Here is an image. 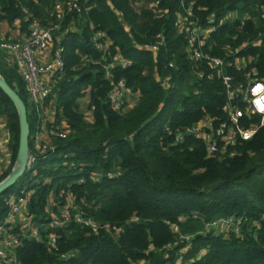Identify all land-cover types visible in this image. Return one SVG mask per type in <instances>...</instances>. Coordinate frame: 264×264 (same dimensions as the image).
<instances>
[{"label":"trees","instance_id":"1","mask_svg":"<svg viewBox=\"0 0 264 264\" xmlns=\"http://www.w3.org/2000/svg\"><path fill=\"white\" fill-rule=\"evenodd\" d=\"M57 1L0 0V23L13 27L18 22L27 36L33 19L42 25L55 21L51 11ZM80 2L82 11L67 15L54 35V51L64 48L65 67L46 102L53 100L55 111L46 127L65 122L69 134L52 138L55 151L37 156L32 169L0 196L2 223L7 198L22 189L33 192L29 215L43 227V240L23 237L16 249L20 263L177 264L181 253V264H264V127L249 141L228 146L226 153H208L196 137L177 140L178 131L207 117L226 118L219 69L188 59L185 33L176 22L177 12H184L182 0H162L156 7L151 0L139 5L132 0ZM184 6L191 7L189 21L203 29L215 27L201 38V48L224 60L221 75L244 86L246 73L253 71L264 82V0H184ZM229 14L236 17L228 19ZM100 32L105 37L98 38ZM160 40L157 52L147 49ZM105 41L109 47L101 50L99 43ZM5 60L0 51V74L27 107L32 152L44 115L34 111L24 80ZM112 64L107 79L104 67ZM121 80L138 97L131 108L126 110L129 103L117 111L109 93ZM87 94L89 109L94 108L89 121L79 103ZM0 114L7 119L13 153L10 166L0 164L1 182L14 167L20 139L17 110L1 89ZM230 150L236 152L233 157L227 155ZM112 172L119 174L106 176ZM71 198L86 216L117 226L119 233L102 229L95 234L77 223L46 229L50 212ZM229 217L241 219L238 233L206 229L207 223ZM50 233L58 237L56 250L47 245ZM181 235L190 237L189 244ZM65 254L71 257L63 259Z\"/></svg>","mask_w":264,"mask_h":264},{"label":"built area","instance_id":"2","mask_svg":"<svg viewBox=\"0 0 264 264\" xmlns=\"http://www.w3.org/2000/svg\"><path fill=\"white\" fill-rule=\"evenodd\" d=\"M136 5L142 4L146 0H132ZM162 0H151V7H156ZM181 8L184 12H177L176 22L181 31H184L187 42V53L190 61L196 62L203 60L212 69H219V74L222 78L223 85L226 90V102L221 107V111L225 114L224 120L207 117L200 122H197L183 131L177 132V140L181 141L183 136H192L202 139L206 143L207 151L210 154L226 153L228 146H235L238 142L249 141L257 130L264 127V82L255 78V72L246 73V84L233 85L231 77L221 75V68L224 60L219 57L204 53L202 46V37L208 35L215 30V27L210 26L201 28L197 22L189 21L193 16L191 7L185 8L184 0H182ZM82 5L80 0H58L51 11L53 20L48 25H42L37 19H33L30 25V33L26 38L21 40H9L0 38V51L7 55L10 65L17 69V72L25 82L26 89L29 94L30 102L34 111L40 116L43 113L44 118L38 127L37 132L32 138L33 151L29 154L27 169L30 170L34 166L37 156L46 155L49 152L55 151V146L52 143V138H66L69 134L67 124L52 125L46 127V123L54 122L55 111L52 108L53 100H50L52 89L55 86L56 77H60L64 72L63 47H58L54 51L55 33L60 30L65 17L73 12H81ZM122 17L123 14L119 13ZM209 24L213 23L210 18ZM99 37H105V34L98 33ZM161 39V35H157ZM162 43L160 40L153 46H148L147 49L152 52L158 51V46ZM109 46V41L100 44V49L105 50ZM236 53L238 50L235 51ZM51 56V61L40 62L38 55ZM124 66H130V61H120ZM112 65L105 66L106 78H111ZM237 69H242L240 64ZM132 93L133 90L128 88L125 81L117 82L112 91L109 93V100L114 110L120 111L125 106V95ZM237 102L243 104V109L238 106ZM94 108L90 112H92ZM252 117L258 118L257 122L252 121ZM247 119V125H243ZM6 121V122H5ZM0 128L4 130L5 138L0 139V164L6 169L10 166L13 158V153L10 148L11 133L7 126L6 118L0 114ZM235 151L230 150L227 154L233 157ZM108 173L107 177L118 175ZM102 175H100L101 177ZM100 177L96 176L98 181ZM79 182H83L81 179ZM33 192H28L22 189L18 193L11 194L6 201L8 213L5 219L0 223V264H21L18 260L16 249L21 244V239L27 237L29 239L43 240L42 226L32 222V216L29 215L28 205ZM137 221L138 218H135ZM183 220V218H182ZM70 223L84 225L97 234L102 229L119 233L118 227L112 224H101L93 218L86 216L84 211L74 201L73 198L59 209L58 212H50V222L46 229L53 231L66 228ZM241 219L229 217L218 218L206 224V229H231L236 233L239 232ZM21 226V233H13V229ZM171 229L179 233V227L176 224L171 225ZM187 244L190 242V237L179 236ZM57 235L50 233L47 238V245L52 249H57ZM189 247V245H188ZM71 257L69 254L62 256L63 259ZM183 262L182 254L177 257V264ZM144 264V263H140Z\"/></svg>","mask_w":264,"mask_h":264},{"label":"water","instance_id":"3","mask_svg":"<svg viewBox=\"0 0 264 264\" xmlns=\"http://www.w3.org/2000/svg\"><path fill=\"white\" fill-rule=\"evenodd\" d=\"M0 89L14 104L20 123V139L19 149L16 161L11 173L0 182V196L7 190L15 186L20 178L27 173V165L30 154V125L28 122V111L25 102L17 93V91L10 86L6 79L0 74Z\"/></svg>","mask_w":264,"mask_h":264},{"label":"crops","instance_id":"4","mask_svg":"<svg viewBox=\"0 0 264 264\" xmlns=\"http://www.w3.org/2000/svg\"><path fill=\"white\" fill-rule=\"evenodd\" d=\"M230 15V14H229ZM0 38L2 39H9V40H21L23 41L26 38L25 34H22L20 30V25L17 22L13 27L9 26L7 23H0ZM6 56V63L8 62L7 55ZM38 59L40 62H48L51 61V56H43L41 54L38 55ZM9 64V62H8ZM5 138L4 130L0 128V139Z\"/></svg>","mask_w":264,"mask_h":264},{"label":"rangeland","instance_id":"5","mask_svg":"<svg viewBox=\"0 0 264 264\" xmlns=\"http://www.w3.org/2000/svg\"><path fill=\"white\" fill-rule=\"evenodd\" d=\"M234 17H236V14H230L228 15V19H233ZM98 38H103V37H99ZM104 43V42H102ZM102 43H99V47H100V44ZM109 47V46H108ZM108 48H106L105 50H107ZM102 50V49H101ZM3 53V52H2ZM138 97V93L136 92H133L132 93H129V94H126L125 95V105H128L130 103V105L127 107L126 110H128L129 108L132 107V105L135 103L134 100ZM131 101V102H130ZM79 103H80V110L83 114H85V117L86 119L89 121L91 120V117H92V113L90 112L91 110L89 109V94H87L84 98L80 99L79 100ZM122 111V110H121ZM125 110H123L124 112ZM5 117V116H4ZM6 118V117H5ZM7 120V119H6ZM6 122V121H5ZM63 125H65V122H62ZM103 176V175H102ZM3 181V180H2ZM102 224V223H101ZM217 230H220V229H215L214 231H217ZM143 261H141L140 263H142Z\"/></svg>","mask_w":264,"mask_h":264}]
</instances>
